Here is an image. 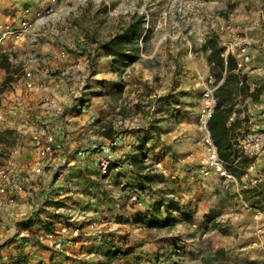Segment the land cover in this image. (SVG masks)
<instances>
[{
  "label": "rangeland",
  "instance_id": "obj_1",
  "mask_svg": "<svg viewBox=\"0 0 264 264\" xmlns=\"http://www.w3.org/2000/svg\"><path fill=\"white\" fill-rule=\"evenodd\" d=\"M260 6L264 0H56V16L40 27L35 56L22 43L15 51L1 46L12 54L9 70L0 68L3 91H24L23 68L31 63L36 84L27 96L43 90L31 100L54 104L58 113L50 120L60 134L53 180L18 197L11 209L16 218L0 211L8 216L0 263L42 264L46 253L68 264H264V251L251 247L238 226L251 224L249 218L233 216L241 208L236 187L199 171L197 123L201 82L207 73L221 74L208 59L207 40L218 46L224 19L247 22ZM139 16L137 58L114 65L103 43ZM109 128L112 139L103 134ZM6 133L0 165L20 157L16 142L27 141L22 132ZM224 159L240 175L230 154ZM103 160L110 161L106 173ZM159 163L175 177L164 175ZM241 193L264 207L261 185ZM59 223L80 230L54 249L40 236L58 238Z\"/></svg>",
  "mask_w": 264,
  "mask_h": 264
},
{
  "label": "built area",
  "instance_id": "obj_2",
  "mask_svg": "<svg viewBox=\"0 0 264 264\" xmlns=\"http://www.w3.org/2000/svg\"><path fill=\"white\" fill-rule=\"evenodd\" d=\"M40 2L41 0H0V47L9 49L22 43L26 45L27 54L31 57L38 53L35 42L40 27L56 16V0H45L43 8ZM33 3L35 6L30 7ZM259 30H264V6L255 10L247 24L230 16L221 22L217 30L223 63L226 66L228 57H232L234 72L239 78L225 127L229 136L230 157L233 164L241 169V173L236 175L228 167L227 160L219 155L211 135L209 120L216 108L217 89L222 82H217L212 73H207L201 82L197 123L203 153L198 160V168L203 176L214 175L236 187V197L241 208L233 210V216L249 218L251 224L245 227L246 222L243 221L244 224L238 225L239 229L248 233L251 247L264 251V207L250 205L241 193L243 189L258 184L262 186L264 193V111L259 116L252 112L256 101L264 102V67L253 66L251 42L252 33ZM261 43L264 44V38ZM15 49L13 48L14 51ZM34 73L31 63L26 65L22 75L25 90L17 89L9 93L2 91L0 94V125H3L0 129L27 135L26 142H16L20 157L12 155L0 165V211L7 213L11 212L18 197L40 191L43 184H49L53 180V170L58 165L55 156L59 150L57 138L60 129L52 126L50 120L58 111L51 101H44L40 105L27 96L28 90L36 84ZM255 93L257 98L254 97ZM37 108L42 109L41 116L44 117L39 123L29 115V111ZM190 156L188 154L187 158ZM109 164L108 160L101 162L103 173L107 172ZM159 166L164 175L175 177L162 168L160 163ZM131 198L138 201L137 194ZM26 203L30 209L34 206L27 197ZM0 220L2 227L8 225V222H4L6 220ZM59 230L58 238H53L52 232L41 231L43 234L40 241L48 247L59 249L63 247V238L67 235L78 237L80 228L59 223Z\"/></svg>",
  "mask_w": 264,
  "mask_h": 264
},
{
  "label": "trees",
  "instance_id": "obj_3",
  "mask_svg": "<svg viewBox=\"0 0 264 264\" xmlns=\"http://www.w3.org/2000/svg\"><path fill=\"white\" fill-rule=\"evenodd\" d=\"M142 25L143 16H139L129 23L121 33L112 35L103 43V47L106 49V52L111 53L113 57L112 63L114 65L117 63L127 64L137 58V41L140 36V29L143 27ZM144 38L145 36L143 39ZM207 41L208 43L206 46L210 49L208 59L212 63L214 62L216 68L221 70V74L219 76L217 75L216 79L218 80L223 78L217 89V105L210 117L209 127L219 155L221 157L227 158L229 154L228 148L230 147L229 136L225 127V120L229 111L227 105L230 103L232 95L237 89L239 78L234 72L235 64L232 57H228L227 65L225 66L223 63V58L220 56L221 48L218 47L214 42L212 43L211 40ZM132 44L136 47H132ZM109 48H112V52L108 50ZM9 57L10 54L0 51V68L9 70L11 66ZM222 71L225 72L224 76H222ZM2 91L3 88L0 86V94ZM254 97L257 98V93H255ZM10 132L11 130H4L3 132H0V135L5 133L8 134ZM103 134L108 139H112L114 136L113 131H111L110 128L105 130ZM141 188H144V186ZM216 226L217 225H214V227Z\"/></svg>",
  "mask_w": 264,
  "mask_h": 264
},
{
  "label": "crops",
  "instance_id": "obj_4",
  "mask_svg": "<svg viewBox=\"0 0 264 264\" xmlns=\"http://www.w3.org/2000/svg\"><path fill=\"white\" fill-rule=\"evenodd\" d=\"M244 22H246V21H244ZM248 22H249V20L245 24H247ZM252 34L253 35H252V38H251V42H252L253 66H255V67H259V66L260 67H264V44L261 43V39L264 38V30H259L258 32H255V33H252ZM42 93H43V90H39L38 87H36L35 90L31 91L30 98L34 99V100H37V99H39L40 95H42ZM263 104H264V102L256 101L255 102V107H254V109H252V112L255 113V115H258L260 112L264 111ZM37 114H41V112L39 110H35V109L29 111L30 117L36 116ZM54 118H55V116H54ZM54 118H51V119L54 120ZM7 215L9 217L16 218L13 212L8 213ZM8 216L6 218V216L3 214V215H0V218L8 221L7 220ZM5 229H6V226H4V227H2V225L0 226V237H1V235H4L3 230H5ZM23 246L24 245H22V247ZM33 247L34 246H32V248ZM74 250H75V253L73 252L72 256L73 257H79L80 255L77 254V252L79 250L78 249H74ZM29 254H32V252H30ZM47 256H48V254H46V253L43 254L42 258L44 260V263H42V264H68V263H70V261H67V260L63 259L62 256L51 255V258H49ZM55 259H58V260H55ZM69 260H72V259H69ZM0 261H2V260L0 259ZM0 264H2V263H0ZM19 264H32V263L22 262V263H19ZM73 264H84V263L79 261V262H73Z\"/></svg>",
  "mask_w": 264,
  "mask_h": 264
}]
</instances>
